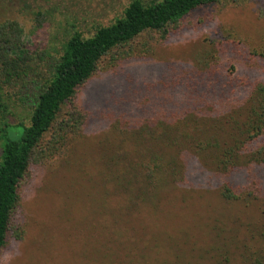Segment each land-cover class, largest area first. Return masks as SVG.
<instances>
[{
	"label": "rangeland",
	"instance_id": "obj_1",
	"mask_svg": "<svg viewBox=\"0 0 264 264\" xmlns=\"http://www.w3.org/2000/svg\"><path fill=\"white\" fill-rule=\"evenodd\" d=\"M129 1L0 0V20L17 22L25 48L42 58L37 70L43 72L73 30L91 35L120 16ZM188 20L189 27L146 58H129L116 67L101 60L77 88L75 104L85 112V126L65 154L24 175L0 264H246L251 251L264 249V196L221 198L206 155L189 157L178 181L164 182L151 201L128 214L119 213L121 199L104 180L106 159L119 151L121 131H139L168 112L183 113L192 104L189 95L213 108L203 107L207 113L233 111L216 105L220 95L210 85L217 71L203 70L204 60L222 66V75L235 82L264 79V0H219L193 10L184 17ZM224 38L236 46L227 41L230 52L222 57L214 46ZM228 63L233 69H225ZM196 70L206 81L197 78L191 85L189 75ZM7 89L19 92L17 86ZM35 90L32 85L20 90L21 98H11L15 118L25 123L28 110L22 103H30ZM226 91L217 90L222 97ZM198 123L217 136L229 126L219 120ZM261 175L264 179V171Z\"/></svg>",
	"mask_w": 264,
	"mask_h": 264
},
{
	"label": "trees",
	"instance_id": "obj_2",
	"mask_svg": "<svg viewBox=\"0 0 264 264\" xmlns=\"http://www.w3.org/2000/svg\"><path fill=\"white\" fill-rule=\"evenodd\" d=\"M218 1L130 0L120 16L96 27L91 35L73 30L61 53L43 72L37 70L42 58L31 56L25 48L17 22L0 20V247L12 226L17 188L24 175L32 166L65 154L71 138L83 130L85 112L77 108L75 93L96 72L100 61L116 67L129 58L148 57L156 46L192 24L184 21L186 15ZM225 38L214 46L222 57L230 52ZM204 61L203 70L214 67L217 71L218 79L210 85L211 92L220 95L216 105L221 106L219 110L233 106V111L207 113L213 108L199 96L189 95L192 104L183 113L168 112L139 131L132 127L121 131L120 149L107 157L104 176L121 199L119 213L128 214L151 201L164 182L178 181L184 175L189 157L199 154L211 160L221 198L239 201L264 196V79L240 77L235 82L236 78L222 75L221 65L218 70L214 63ZM227 68L233 69V64L228 63ZM197 71L189 75L191 85L197 78L204 79ZM32 85L36 86L29 95L32 100L22 103L28 110L25 123L22 117L15 118L10 102L21 98L20 90ZM15 86L18 93L7 92V87ZM222 89H227L224 97L217 92ZM237 102L238 107L234 106ZM206 106L208 110L203 109ZM218 120L229 125L220 136L203 132L198 123ZM251 252L246 264H264V249Z\"/></svg>",
	"mask_w": 264,
	"mask_h": 264
}]
</instances>
